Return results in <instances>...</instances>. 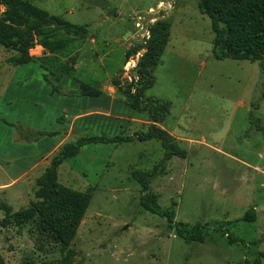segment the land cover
<instances>
[{
    "label": "rangeland",
    "instance_id": "374dc122",
    "mask_svg": "<svg viewBox=\"0 0 264 264\" xmlns=\"http://www.w3.org/2000/svg\"><path fill=\"white\" fill-rule=\"evenodd\" d=\"M29 1L85 26L87 35L67 37L49 27L42 37H33V59L20 66L10 65L6 59L14 51L0 46V264H60L67 249L75 253L73 264H237L244 259L252 264L255 258L264 264V74L259 62L212 56L214 34L198 0ZM157 19L170 22V33L145 95L170 102L157 125L187 154L164 161L149 179L148 191L162 208H174L176 221L223 223L225 231L246 244H229L221 232L201 243H185L164 217L140 205L141 187L131 171L151 170L160 161L163 149L155 138L84 145L58 167L60 183L92 189L67 249L41 232L36 220L3 225L6 211L1 204L11 212L27 208L35 200L36 177L63 144L86 132L126 136L147 129V112L131 110L107 86L114 76L130 81L128 72L144 50L145 32ZM130 23L134 31L126 35ZM65 38L68 47L57 53L41 45ZM132 48L139 50L136 59L126 60ZM70 58H75L74 70L65 76L100 84L103 100L111 95L115 107L102 128L89 123L91 116L70 114L66 96L52 94L42 80L45 68L56 70L59 64H70ZM250 111L256 123H249ZM6 122L60 134L26 143L15 139L14 128ZM249 209H254L255 220H241Z\"/></svg>",
    "mask_w": 264,
    "mask_h": 264
},
{
    "label": "trees",
    "instance_id": "16d2710c",
    "mask_svg": "<svg viewBox=\"0 0 264 264\" xmlns=\"http://www.w3.org/2000/svg\"><path fill=\"white\" fill-rule=\"evenodd\" d=\"M199 11L210 20V28L214 34L211 53L215 59L230 58L234 60L258 61L264 74V0H198ZM113 15V14H112ZM49 27H56L67 37L84 38L87 35L85 26L73 24L61 16L49 14L46 10L36 6L29 0H0V46L14 51L6 61L12 66H20L32 61L29 49L34 45L33 37L43 36ZM170 22L157 19L148 26V38L144 40L147 46L136 60L135 67L128 72L130 81L123 82L118 76L111 77L110 84L122 95L121 101L131 110L147 112L149 124L145 131H136L131 135H107L105 133H85L72 142L63 144L55 153L48 166L35 179V200L22 210L11 212L6 204L1 206L6 211V219L1 223H21L36 220L39 230L48 233L59 243L62 249L72 242L78 226L82 221L91 200V188L77 190L58 181V167L67 160L77 156L80 148L88 144H119L133 140L143 141L155 138L160 141L163 156L151 170L131 171V177L140 184V205L150 213L164 217L167 227L185 243H201L210 234L221 232L229 244H246L244 239L230 231H225L223 223L210 225L209 223H184L175 220V210L172 206L161 207L155 200V194L148 191L149 179L156 173L157 168L172 156L184 158L187 152L181 149L174 137L160 128L161 122L170 109V102L152 96H146L145 91L153 85V71L165 48L168 38ZM13 38H16L13 40ZM69 39L45 40L42 47L50 54L66 49ZM139 51L136 48L126 52V60ZM71 63L56 67V70L46 69L42 74L44 83L51 93L63 96L97 97L103 90L100 84L91 85L79 81L77 89H65L60 83L62 74L72 75ZM264 98V93L261 96ZM255 105V104H254ZM253 108H255L253 106ZM60 121L61 118H56ZM256 123L252 112H249V123ZM14 128L16 140L26 143L38 141L43 136L59 135L56 130H34L21 122H6ZM85 128L82 131H87ZM243 221H254V209L244 212ZM255 244V241L250 242ZM75 253L67 249L60 264H73ZM237 264H250L244 259ZM252 264H261L255 258Z\"/></svg>",
    "mask_w": 264,
    "mask_h": 264
},
{
    "label": "crops",
    "instance_id": "0c3cea01",
    "mask_svg": "<svg viewBox=\"0 0 264 264\" xmlns=\"http://www.w3.org/2000/svg\"><path fill=\"white\" fill-rule=\"evenodd\" d=\"M32 74H33V72H32ZM36 79H39V78H36ZM60 81L63 85L71 84L72 87H70V89H72V90L77 89V87L79 85L78 81L72 80L71 78H69L68 76H65V75H63L61 77ZM27 87L28 86L26 85L25 91L27 90ZM48 89H49V87H48ZM108 89H110L112 92L114 91V88L111 86V84L109 86H107V91H108ZM112 92H110V93H112ZM52 94H58V93H52ZM104 97L105 96H104L103 92L101 95H99L97 97H89V96H80V97L71 96L70 97V96H66L65 101L70 104V107H67V109H65V110H68V112L70 114L75 113V114H79L83 117L91 116L93 121H89V123L90 122H94L95 124L98 123L97 127L102 128V123L107 124V121H111V117L109 116V112L112 111V108L114 109V107H115V105L113 104V102L111 100V95L109 96V98L107 100H103ZM104 109H106V110H104ZM84 119H87V118H84ZM109 123H111V122H109Z\"/></svg>",
    "mask_w": 264,
    "mask_h": 264
},
{
    "label": "water",
    "instance_id": "95a60500",
    "mask_svg": "<svg viewBox=\"0 0 264 264\" xmlns=\"http://www.w3.org/2000/svg\"><path fill=\"white\" fill-rule=\"evenodd\" d=\"M147 18H148V20H152V19L157 18V15L149 16V17H147ZM133 31H134V30H133V23H130V24H129V31L126 32V35H128L129 32H133ZM140 33H141V32H140ZM146 46H147V43L145 42L142 46H140V48H141V49H144ZM132 58L135 60V59H136V56L133 55Z\"/></svg>",
    "mask_w": 264,
    "mask_h": 264
},
{
    "label": "built area",
    "instance_id": "2783aa9c",
    "mask_svg": "<svg viewBox=\"0 0 264 264\" xmlns=\"http://www.w3.org/2000/svg\"><path fill=\"white\" fill-rule=\"evenodd\" d=\"M148 31L145 32V37L148 38Z\"/></svg>",
    "mask_w": 264,
    "mask_h": 264
}]
</instances>
